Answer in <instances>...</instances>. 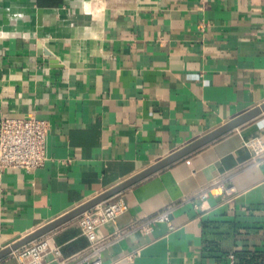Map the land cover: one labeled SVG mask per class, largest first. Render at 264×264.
Returning <instances> with one entry per match:
<instances>
[{
	"label": "crops",
	"instance_id": "1",
	"mask_svg": "<svg viewBox=\"0 0 264 264\" xmlns=\"http://www.w3.org/2000/svg\"><path fill=\"white\" fill-rule=\"evenodd\" d=\"M261 104L264 0H0V119L49 125L44 165L0 174V251ZM255 138L264 114L103 201L127 210L102 264H264ZM213 180L232 197L196 208ZM76 220L44 236L61 264H84Z\"/></svg>",
	"mask_w": 264,
	"mask_h": 264
},
{
	"label": "built area",
	"instance_id": "2",
	"mask_svg": "<svg viewBox=\"0 0 264 264\" xmlns=\"http://www.w3.org/2000/svg\"><path fill=\"white\" fill-rule=\"evenodd\" d=\"M49 132L46 121L34 116L5 117L0 119V174L7 170L30 173L42 167L46 161L45 144ZM249 150L251 162L255 166L264 165V141L259 138L243 142ZM233 189L222 180H213L202 186L197 192L199 206L203 209L208 198H231ZM127 210V205L120 199L100 203L77 217L76 226L81 235L88 241L86 249L78 255L84 264H102L101 250L109 240H98L95 237L97 228L105 223L113 222ZM169 223V210L159 212L137 227L143 231L151 230L152 225ZM18 264H61L60 253L49 248L43 236L31 241L13 252ZM52 259L47 261L46 258Z\"/></svg>",
	"mask_w": 264,
	"mask_h": 264
},
{
	"label": "water",
	"instance_id": "3",
	"mask_svg": "<svg viewBox=\"0 0 264 264\" xmlns=\"http://www.w3.org/2000/svg\"><path fill=\"white\" fill-rule=\"evenodd\" d=\"M264 114V104L257 106L248 112L240 115L236 119L224 124L223 126L217 128L216 130L210 132L209 134L199 138L192 144L188 145L187 147L171 154L170 156L166 157L165 159L159 161L158 163L150 166L146 170L142 171L141 173L137 174L136 176L126 180L125 182L119 184L118 186L110 189L109 191L97 196L96 198L90 200L89 202L75 208L74 210L70 211L69 213L65 214L64 216L50 222L49 224L39 228L38 230L34 231L33 233L25 236L24 238L18 240L14 244L10 245L9 247L0 251V259L13 253L14 251L20 249L21 247L25 246L26 244L30 243L33 240H36L46 234L54 231L55 229L61 227L62 225L76 219L80 215L84 214L85 212L89 211L94 206L102 203L103 201L107 200L108 198L114 196L115 194L123 191L124 189L144 180L145 178L151 176L152 174L170 166L171 164L177 162L178 160L182 159L183 157L191 154L192 152L200 149L201 147L205 146L206 144L220 138L221 136L225 135L226 133L233 131L234 129L238 128L239 126L253 120L254 118Z\"/></svg>",
	"mask_w": 264,
	"mask_h": 264
},
{
	"label": "trees",
	"instance_id": "4",
	"mask_svg": "<svg viewBox=\"0 0 264 264\" xmlns=\"http://www.w3.org/2000/svg\"><path fill=\"white\" fill-rule=\"evenodd\" d=\"M237 257L239 258V264H252L254 262V258L248 259V254H238Z\"/></svg>",
	"mask_w": 264,
	"mask_h": 264
}]
</instances>
